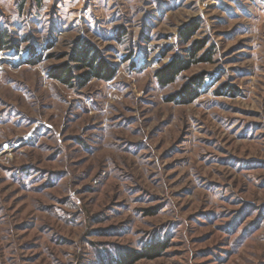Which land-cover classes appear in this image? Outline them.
I'll return each instance as SVG.
<instances>
[{"label":"rangeland","instance_id":"obj_1","mask_svg":"<svg viewBox=\"0 0 264 264\" xmlns=\"http://www.w3.org/2000/svg\"><path fill=\"white\" fill-rule=\"evenodd\" d=\"M0 34V264H264V0H0ZM80 39L112 79L51 77Z\"/></svg>","mask_w":264,"mask_h":264},{"label":"trees","instance_id":"obj_2","mask_svg":"<svg viewBox=\"0 0 264 264\" xmlns=\"http://www.w3.org/2000/svg\"><path fill=\"white\" fill-rule=\"evenodd\" d=\"M189 33L183 35L184 39L189 38ZM0 34V47L2 45ZM205 40H196L190 48V56H195L198 51L204 49ZM202 59L209 61L211 55L209 53L206 56H203ZM190 66L188 60L181 61H172L167 63L166 66L158 69L155 72L156 79L162 85H168L175 80V77L178 76L182 70H185ZM116 66L108 62L101 52L90 42L85 40H77L76 44L72 50V53L68 61L54 66L50 75L53 79L57 80L60 83H63L67 86L78 85L79 87L85 86L90 80L98 79L102 81H107L112 79L116 74ZM192 81L187 85L178 96L187 97V100L194 96L195 89L201 86L203 83L201 78H191ZM175 97V96H173ZM175 100V98H173ZM189 97V98H188ZM185 101V99H183ZM156 248H159L156 250ZM162 247L155 246L153 249L143 251V253H135L133 251L128 252L125 257L118 260V264H132L143 257H151V251L154 250L155 253L160 252ZM149 251V252H147ZM153 251V252H154Z\"/></svg>","mask_w":264,"mask_h":264}]
</instances>
